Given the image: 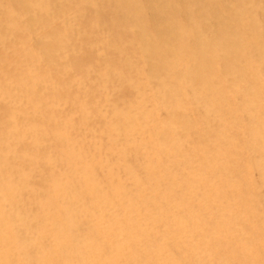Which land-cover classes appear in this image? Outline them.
<instances>
[{
	"label": "bare ground",
	"instance_id": "1",
	"mask_svg": "<svg viewBox=\"0 0 264 264\" xmlns=\"http://www.w3.org/2000/svg\"><path fill=\"white\" fill-rule=\"evenodd\" d=\"M252 153L264 0H0V264H264Z\"/></svg>",
	"mask_w": 264,
	"mask_h": 264
},
{
	"label": "rangeland",
	"instance_id": "2",
	"mask_svg": "<svg viewBox=\"0 0 264 264\" xmlns=\"http://www.w3.org/2000/svg\"><path fill=\"white\" fill-rule=\"evenodd\" d=\"M26 45L27 46L33 45L32 44V40H29ZM93 65L97 66L98 64L94 63ZM241 135H242V141H245V139H246L245 134L241 133ZM254 157H255L254 153H252L250 155H245V154L243 155V157L241 158L242 163L239 166V174L241 173L240 176H245L246 179L248 178L250 180L249 182L252 184V189H256L257 192H259V194H263L264 195V183L262 184L261 181H260L259 171L255 167V166H257V164L254 161ZM112 159H113V157H111V160ZM32 169H31V171H32ZM245 173H247L248 175H246ZM244 185L247 186L245 183H244Z\"/></svg>",
	"mask_w": 264,
	"mask_h": 264
}]
</instances>
